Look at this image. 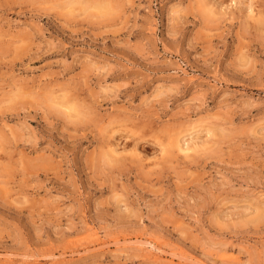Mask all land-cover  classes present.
<instances>
[{"label": "clouds", "instance_id": "1", "mask_svg": "<svg viewBox=\"0 0 264 264\" xmlns=\"http://www.w3.org/2000/svg\"><path fill=\"white\" fill-rule=\"evenodd\" d=\"M0 13L16 17L8 27L0 23V202L37 217L51 213L58 198L34 196L59 180L70 183V169L88 211L93 190L107 188L120 223L151 241L118 250L113 264H264V0H0ZM46 25L76 38L112 39L113 53L128 47L120 41L132 30H141L145 43L169 46L191 34L206 46L203 59L216 79H223L219 58L224 76L259 73L260 91L235 102H225L230 92L217 93L221 103L214 108L202 93L181 95L187 80L152 79L134 90L140 78L118 75L114 56L101 61L88 50L53 44ZM58 46L63 51L55 61L44 59ZM37 59H44L38 71ZM50 141L64 153L47 152ZM241 156L247 164L233 165ZM165 172L181 187L194 186L177 197L179 221L164 211L167 198L158 207L136 199L141 185ZM154 224L170 228L167 238ZM5 231L0 226V235ZM0 264L24 262L6 254Z\"/></svg>", "mask_w": 264, "mask_h": 264}, {"label": "rangeland", "instance_id": "2", "mask_svg": "<svg viewBox=\"0 0 264 264\" xmlns=\"http://www.w3.org/2000/svg\"><path fill=\"white\" fill-rule=\"evenodd\" d=\"M15 19L14 14L0 13V23L5 27H8L9 23ZM46 28L47 39L53 44H68L73 52L88 50L101 61L111 62L114 56L116 63L120 64L122 69L117 70L118 75L124 78L131 76L134 80L136 77L140 78L139 83H134V90L144 89L152 79L168 80L172 83L187 80L191 82L181 88V95L188 99L202 93L205 101H211L214 108L219 107L221 103L217 93L223 95L224 92H230L231 95L225 97V102L229 100L235 102L244 95H252L260 91L259 73L250 77L232 70L229 76L233 78L229 79V76H224L219 58L216 61V71L223 79H216L212 74V66L203 59L206 46L198 43L191 34H182L174 45L169 46L163 41L159 44L145 43L143 32L132 30L120 41L121 45H128V47H122L120 52L113 53L112 48L118 45L112 39L89 36L76 38L65 34L63 30L55 26L46 25ZM165 47L169 50L165 51ZM62 51L63 49L58 46L46 53L44 59L55 61ZM259 52L260 49L256 45L250 48L253 57L258 56ZM44 59L35 60L33 68L38 71ZM185 93H187L186 96ZM47 152L58 157L64 153L63 145L50 141ZM232 164L243 167L247 164V160L241 156L239 159L234 158ZM43 170L47 173L48 166L44 165ZM69 175L70 183L59 180L47 186V191L38 190L34 196L37 200L58 198L51 213L45 211L37 217L27 209H15L5 202H0V226L6 229L0 235V258L11 254L13 260H23L24 264H57L61 259L102 261L103 264H113L115 259L113 254L118 250L151 242L147 235L137 236L132 226L125 227L120 223L116 208L107 203L109 195L107 188L97 187L93 190L95 195L92 198V210L88 211L87 203L75 195L79 187L76 173L69 169ZM181 191L189 195L194 191V186L189 184L181 187L174 176L165 172L156 179L155 183L141 185L135 195L140 203L153 207L160 206L162 199L167 198L169 202L164 206V211L170 217L175 216L179 221L181 217L176 214L183 201H178L177 197ZM112 195L115 198L118 194L112 193ZM97 202L101 203L102 209L96 208ZM151 219L150 217L149 220ZM149 220L144 221L145 225L149 223ZM69 222L74 226L71 232L65 231ZM153 228L165 238L171 231L165 225L154 224ZM101 229L108 232V237H104ZM152 230V228L148 229L149 232ZM92 232L101 237L98 243L89 242L80 246L81 241H91L89 234ZM171 235L175 236V232H171ZM73 245L76 246L73 248ZM68 249H72L77 255L73 256ZM79 253H86V255L80 256Z\"/></svg>", "mask_w": 264, "mask_h": 264}, {"label": "bare ground", "instance_id": "3", "mask_svg": "<svg viewBox=\"0 0 264 264\" xmlns=\"http://www.w3.org/2000/svg\"><path fill=\"white\" fill-rule=\"evenodd\" d=\"M93 236L98 237L97 234H96L95 232H94V233L92 232V233L89 234V238H90V239H91ZM138 240H139V239H138ZM98 241H99V239L96 240V241H93V242H94V243H98ZM136 241H137V240H136ZM93 242H92V243H93ZM134 242H135V241H134ZM134 242H133V243H134ZM139 242H140V240H139ZM145 243H146V242H145ZM134 245H135V244H134ZM138 245H139V244H138Z\"/></svg>", "mask_w": 264, "mask_h": 264}]
</instances>
